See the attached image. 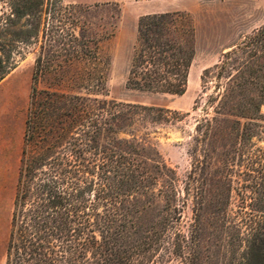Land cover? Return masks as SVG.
Segmentation results:
<instances>
[{
	"label": "trees",
	"instance_id": "1",
	"mask_svg": "<svg viewBox=\"0 0 264 264\" xmlns=\"http://www.w3.org/2000/svg\"><path fill=\"white\" fill-rule=\"evenodd\" d=\"M7 1L10 12L0 16V80L13 68L20 44L39 40L41 31L43 43L33 71L5 264H159L167 256L178 264H206L201 257L208 219L228 264H264V22L204 72L203 78L214 73L219 91L208 101L214 115L199 118L194 128L181 196L176 170L150 138V127L177 112L85 95L82 85L76 92L53 87L40 96V76L70 65L80 67L72 78L105 83L103 69L85 66L99 59L91 45L95 39L42 28L43 5L50 0ZM27 16L37 23L28 26L22 21ZM196 31L188 12L142 16L130 86L183 94ZM189 197L193 217L185 233Z\"/></svg>",
	"mask_w": 264,
	"mask_h": 264
},
{
	"label": "rangeland",
	"instance_id": "2",
	"mask_svg": "<svg viewBox=\"0 0 264 264\" xmlns=\"http://www.w3.org/2000/svg\"><path fill=\"white\" fill-rule=\"evenodd\" d=\"M43 10L42 28L52 29L55 35L67 36L70 31H75L95 39V45H91L99 59L85 66L87 71L103 69L105 83L98 85V78H72L73 71L80 67L78 64L70 65L64 72L59 71L50 77L40 76L37 82L40 96L47 90H54L53 87L76 92L82 85L81 92L85 95L90 93L97 98L165 106L177 112L172 120L150 127V138L165 161L176 170L181 196H185L186 177L192 165L194 128L199 118L214 115V104L208 101L219 91L214 73L203 78L204 72L220 62L221 53L230 45L264 22V0H50L45 2ZM167 11L188 12L196 19V55L189 68L186 89L180 95L140 90L128 82L139 19L147 14ZM9 12L8 1L0 0V16L5 17ZM22 21L29 26L38 20L27 16ZM42 43L43 31L39 40L31 39L28 44H20L13 68L0 80V264L6 263L26 119L33 91V71ZM261 110L264 113V104ZM192 217L193 202L189 197L182 222L185 233ZM208 220L203 230L201 262L228 264V256L217 238L220 234ZM178 262L177 258L167 256L159 264Z\"/></svg>",
	"mask_w": 264,
	"mask_h": 264
}]
</instances>
